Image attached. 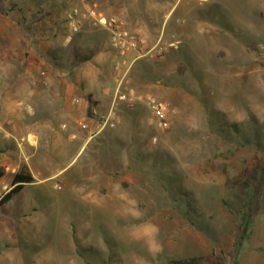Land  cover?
I'll return each mask as SVG.
<instances>
[{
	"label": "rangeland",
	"instance_id": "rangeland-1",
	"mask_svg": "<svg viewBox=\"0 0 264 264\" xmlns=\"http://www.w3.org/2000/svg\"><path fill=\"white\" fill-rule=\"evenodd\" d=\"M151 1H133L148 32L174 6ZM92 3L118 17L130 4ZM76 9V0H0V65L41 36L56 57L89 55L99 30L85 23L71 33L66 15ZM169 25L174 46L161 57L171 56L174 66L165 72L158 63L145 75L164 87L150 97L174 110L168 127H158L141 102L111 118L113 127L92 137L73 162L79 139L58 135L57 127L41 148L47 169L37 156L29 160L35 182L0 210V264H167L229 251L246 202L226 179L264 160V0L182 2ZM74 125L76 135H90ZM20 136L0 132V164L6 151L19 156ZM2 182L10 188L0 179V196ZM252 209L238 264H264V189Z\"/></svg>",
	"mask_w": 264,
	"mask_h": 264
},
{
	"label": "crops",
	"instance_id": "crops-1",
	"mask_svg": "<svg viewBox=\"0 0 264 264\" xmlns=\"http://www.w3.org/2000/svg\"><path fill=\"white\" fill-rule=\"evenodd\" d=\"M126 1L130 4L126 5L127 7L121 4L124 10L119 9L121 17H116L124 20L129 30L145 42L143 50H149L160 42L165 47L166 44L172 43L173 40L169 38L174 30L170 25L168 28V23L175 11V4L165 13L164 20L159 25H154L152 32H148L140 21L139 6L141 4L136 6L134 0ZM147 3L150 5L152 1L145 0L142 5L145 6ZM108 11L111 9L108 8ZM135 14L136 19L133 18ZM55 31L54 26L52 38H56ZM168 35L169 38H167ZM30 40L28 51L14 54L13 59L8 63L4 62L6 58H2L0 65V132L5 133V138L9 137V140L21 134L18 143L19 156L11 155L9 151H6L3 154L5 156L1 158L3 160L0 167L5 169V176L1 180L8 178L7 184L10 185L14 175L22 167H26L34 179L27 185L35 182L36 178L30 165V161L35 156L37 157L34 161L38 166L47 169V153L41 148L44 141H46L45 144H49L52 137L57 135V127L60 132L58 135L62 136L66 132L72 138L79 139L72 158V162L77 161L76 157L83 151L89 140L99 134V124L110 116L121 118L125 115L123 109L127 108L125 104L116 102L114 99L115 80L119 74L115 66L122 62L123 58H120L111 48L110 42L109 45L105 43L106 40L109 41L106 32L99 30V35L92 40L91 53L83 55L89 56V60L85 62L81 61L83 56H79L78 52L73 58L56 57L55 50L49 44L50 39L43 40L41 36L40 40H33V38ZM72 47L77 51L78 44L74 43ZM165 47L164 50H167ZM93 55L96 56L95 60ZM134 57L135 52H130L124 59L132 63ZM167 57L170 63H167ZM170 57L167 54L159 58L155 55L146 56L133 63L128 79L131 87L136 94L138 93V97L154 96L153 92L157 89H164L152 76L149 79L145 75L146 72L149 76L155 74L156 70L151 66L158 63H164V71L167 72L168 68L171 69L174 66V61ZM138 64L141 72L136 69ZM165 88L167 92L168 88ZM140 107L141 102L137 100L134 108ZM75 123H85L90 135L87 133L89 136H85V130V133H79L80 136L76 135ZM103 135H106V132ZM83 138L85 141L81 143ZM24 139L27 142H23ZM16 162L21 164L23 162V164L20 166L21 164L18 165ZM2 188L5 189L4 193L8 191L6 185Z\"/></svg>",
	"mask_w": 264,
	"mask_h": 264
},
{
	"label": "built area",
	"instance_id": "built-area-1",
	"mask_svg": "<svg viewBox=\"0 0 264 264\" xmlns=\"http://www.w3.org/2000/svg\"><path fill=\"white\" fill-rule=\"evenodd\" d=\"M81 6L82 10H73L66 15V26L68 30L77 34L81 31L83 24H88L90 28L102 30L107 33L111 48L123 58L122 62H119L115 66V70L119 72L115 80V101L123 103L127 108H131L137 103V100L144 103L150 110L152 116L156 119L158 127L165 129L168 127L167 117L169 112L175 113L174 110L163 103L156 101L150 96L138 97L135 90L131 87L128 73L137 60H140L146 56L152 57L153 55L159 57L164 53V47L161 42L153 46L149 50H143V42L137 35L132 33L127 27L124 20L116 16L103 15L97 8L92 0H76ZM210 0H172L175 5H179L182 2H194L198 5H205ZM161 45V46H160ZM173 43L166 44L165 48L173 47ZM130 52H135L134 61L127 62L126 56ZM111 116L101 122L99 132L105 127H113ZM81 129H87L85 124H79ZM22 141V140H21ZM27 140L24 139L23 142Z\"/></svg>",
	"mask_w": 264,
	"mask_h": 264
},
{
	"label": "trees",
	"instance_id": "trees-1",
	"mask_svg": "<svg viewBox=\"0 0 264 264\" xmlns=\"http://www.w3.org/2000/svg\"><path fill=\"white\" fill-rule=\"evenodd\" d=\"M13 4L8 12H13ZM22 12L21 9H18ZM89 56H83L82 62L88 61ZM5 176V169L0 167V179ZM34 181L26 167L14 175L8 191L0 196V210L18 196L24 186ZM226 186L230 189H236L246 203L241 206L242 215L239 220L237 233L228 252L214 248L208 256H190L183 259L170 260L167 264H238V257L243 246L244 240L248 235L250 221L253 217L252 205L256 199L262 197L264 189V160L259 159L250 168H244L238 177L227 178Z\"/></svg>",
	"mask_w": 264,
	"mask_h": 264
}]
</instances>
